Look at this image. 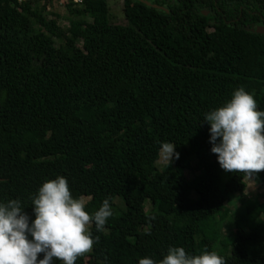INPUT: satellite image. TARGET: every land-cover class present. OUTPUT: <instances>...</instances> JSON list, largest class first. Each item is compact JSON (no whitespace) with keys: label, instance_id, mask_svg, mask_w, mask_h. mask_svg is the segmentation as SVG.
I'll return each instance as SVG.
<instances>
[{"label":"trees","instance_id":"16d2710c","mask_svg":"<svg viewBox=\"0 0 264 264\" xmlns=\"http://www.w3.org/2000/svg\"><path fill=\"white\" fill-rule=\"evenodd\" d=\"M47 1L0 0V201L18 198L31 217L29 196L57 175L89 197V213L107 198L112 215L89 228L90 264L158 261L170 246L216 252L215 215L245 197L248 175L219 168L202 119L237 88L264 111V0H122L125 24L110 22L107 0H64L85 49L45 14ZM163 144L178 156L158 169ZM238 213L229 253H216L264 264V200Z\"/></svg>","mask_w":264,"mask_h":264},{"label":"clouds","instance_id":"9594fccd","mask_svg":"<svg viewBox=\"0 0 264 264\" xmlns=\"http://www.w3.org/2000/svg\"><path fill=\"white\" fill-rule=\"evenodd\" d=\"M202 121L209 125L210 152L220 169L249 176L264 170V111L257 110L249 92L235 89ZM174 147L161 146L170 161L178 156ZM29 199L31 217L18 198L0 201V264H75L96 243L89 226L100 232L112 215L107 198L97 210L87 212L84 201L72 196L68 181L60 175L44 181ZM137 264H225V260L214 251L192 255L183 247L170 246L158 261L143 257Z\"/></svg>","mask_w":264,"mask_h":264},{"label":"rangeland","instance_id":"374dc122","mask_svg":"<svg viewBox=\"0 0 264 264\" xmlns=\"http://www.w3.org/2000/svg\"><path fill=\"white\" fill-rule=\"evenodd\" d=\"M43 0H40L42 2ZM108 5H109V20L110 22L114 23H120V24H125L127 22L126 17L123 12V2L122 0H107ZM47 9L45 11V14L47 16H54L57 19V23L62 27V29L65 31V33L68 35V37L75 42H77L81 48H84L83 43L79 41V38H75V35L70 33V14L65 6V4L61 3L58 0H48L47 1ZM53 13V14H52ZM31 28L37 29L39 26L35 24V22H32ZM58 45L59 42H56ZM169 159L166 153L160 149L159 151V158L156 161V167L158 169H161L163 165L169 163ZM183 173L188 177L191 178L196 171L194 170H183ZM246 181V189H245V197L239 198L240 194L239 193H234L230 199L226 202L225 208L223 210V214L227 213V215H221L217 214L215 215V220L218 223V228L220 230L221 235L218 236V238L215 240L213 244V248L216 252H221V253H229L230 251V244L233 238V235L235 233V221L233 222V217L238 215L239 211H242L244 208V202H248L250 199H259L261 201L264 200V184L260 183L259 180L257 179V172L248 175L245 177ZM192 196L194 198H197V194L195 192H192ZM80 199H82L84 202L89 199L88 196H81ZM116 204L119 208L123 207L122 200L119 196L115 198ZM144 209L146 211L150 210L152 208V204L148 199H146L143 203ZM114 210L116 211L117 209L114 207ZM118 211V210H117ZM213 220H209L208 222H203L201 224L202 226V231L201 233L195 235L196 241H198L203 235L205 234H210L213 230ZM90 228V226H89ZM91 251V250H90ZM89 252L85 253L86 254V262L87 264H90L92 262V258L89 257Z\"/></svg>","mask_w":264,"mask_h":264},{"label":"built area","instance_id":"2783aa9c","mask_svg":"<svg viewBox=\"0 0 264 264\" xmlns=\"http://www.w3.org/2000/svg\"><path fill=\"white\" fill-rule=\"evenodd\" d=\"M20 1H25V0H20ZM58 1H60L61 3L64 4V0H58ZM85 1H86V0H73V2H74L75 4H78V5L83 4Z\"/></svg>","mask_w":264,"mask_h":264},{"label":"water","instance_id":"95a60500","mask_svg":"<svg viewBox=\"0 0 264 264\" xmlns=\"http://www.w3.org/2000/svg\"><path fill=\"white\" fill-rule=\"evenodd\" d=\"M257 30H258L259 32L264 33V26H259Z\"/></svg>","mask_w":264,"mask_h":264},{"label":"flooded vegetation","instance_id":"af4514ba","mask_svg":"<svg viewBox=\"0 0 264 264\" xmlns=\"http://www.w3.org/2000/svg\"><path fill=\"white\" fill-rule=\"evenodd\" d=\"M261 26V25H260ZM259 27V26H258Z\"/></svg>","mask_w":264,"mask_h":264}]
</instances>
